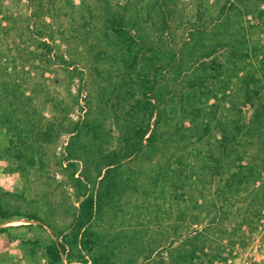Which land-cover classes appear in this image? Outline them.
<instances>
[{
  "label": "rangeland",
  "instance_id": "rangeland-1",
  "mask_svg": "<svg viewBox=\"0 0 264 264\" xmlns=\"http://www.w3.org/2000/svg\"><path fill=\"white\" fill-rule=\"evenodd\" d=\"M121 7L154 48L140 66L164 70L163 95L174 99L157 128L164 152L125 162L92 226L100 250L114 264H264V0H0V110L17 88L51 134L20 157L9 142L17 122L0 125V205L18 214L0 220V264H49L45 247L78 212L75 178L86 169L93 187L102 154L155 127L157 98L143 94L107 21ZM199 77L206 88L189 100ZM192 103L202 112L182 116ZM221 126L236 134L225 157ZM234 169L244 181L226 186Z\"/></svg>",
  "mask_w": 264,
  "mask_h": 264
},
{
  "label": "trees",
  "instance_id": "trees-1",
  "mask_svg": "<svg viewBox=\"0 0 264 264\" xmlns=\"http://www.w3.org/2000/svg\"><path fill=\"white\" fill-rule=\"evenodd\" d=\"M128 15V11L125 7H121V9H109L107 21L110 25V31L112 32L113 38L124 44L126 55H124V63L130 71L134 72L135 70L136 75L139 78V84H137L141 89L144 88L143 94L146 97H149L148 95L151 94L157 98V103L152 102V99L148 98L149 104L151 105L149 120L153 119L154 115L157 117L154 122L155 127L152 129L150 124L145 127H139V129L131 136L127 137L124 149L117 151L111 150L102 154L100 156V168L93 180V187H89L91 178L90 172L86 171V169L82 170L81 174L75 178L81 195L78 212L75 216L72 229L69 232H66L61 240H53L45 247L49 264H65V258L68 260V264H114L111 257L100 250L98 244L99 236L93 230L92 226L100 214L105 210V207L109 206L114 200L121 184V173L125 162L136 156L138 153L144 152L146 148L147 150L150 149L152 154L158 151L164 152L163 150L165 146L158 145L157 142L161 140L163 143H167V141L164 140L165 138H162L163 136L157 132V128L159 127L158 125L160 121L165 119L167 114L169 116V113L167 112L168 99L170 101L174 98H170V96L165 97L163 95V84L161 80L163 78L164 70L157 72V69L154 68V71L151 74L149 72L150 70H148L150 67L146 68V63L145 66H140V63L144 59L146 60L150 58V61L153 60L152 57L147 56L148 54H146V51L153 52L154 48L150 42V38L142 32L143 27L140 25L138 18L135 16L129 17ZM197 81L198 82L194 85L190 86L193 90L192 93L187 95L189 100L195 98L194 93L201 91L202 88H206L204 82H202V77H199ZM249 84L250 83L248 82V85ZM255 93H257V91ZM5 94H7V96L12 95L13 98L12 101H9L7 107L0 110V125H4L7 129H10L11 123L15 124L13 121L17 122V124L13 126L15 133L9 135V142L10 144H13V148L18 152V156L22 157V148L30 147L37 138H42L44 141H48L51 135L49 134L50 129H48L49 131L44 130L41 134L40 131L42 128L40 124H37V121H34V116H28L30 110L27 109V99L23 92L14 88L13 91L5 92ZM179 98L182 99L183 96H179ZM183 105L179 111L184 117L189 113H201L203 110L201 107L196 106L193 103ZM11 107H13V110L10 109ZM17 114L22 118L17 116ZM255 118H258V116H255ZM191 121H193V119H191ZM49 126L50 125L47 127ZM193 126H196L194 121ZM246 126L248 125L246 124ZM246 126L241 123L237 124L236 129H234L236 132H239ZM221 127L223 133L219 148L222 149L220 155L224 154L223 156L225 157L228 156V145L236 139V134H233V132L231 134L229 131L230 129H226L224 126ZM206 128L208 129V127ZM189 129L190 127H187L186 130ZM176 130L177 132L175 135L177 134L178 137L182 136L183 131L180 128H177ZM251 130H253V128H249V131ZM172 136L174 135L172 134ZM15 139L18 140L20 146L14 144ZM6 150L8 153H12L11 148H7ZM215 161L216 166L214 165L211 167L212 171L216 174L222 173L226 165L221 158H218ZM239 175H241L240 171L234 169L231 173L230 179L226 180V186L231 187L237 181L238 183H243L244 180ZM178 178H181V172L178 173ZM17 215L18 214H15L8 208L0 205V220H10ZM27 219L36 220L37 218L36 216H27ZM195 253L196 251H193V255L189 254V257L193 259Z\"/></svg>",
  "mask_w": 264,
  "mask_h": 264
}]
</instances>
